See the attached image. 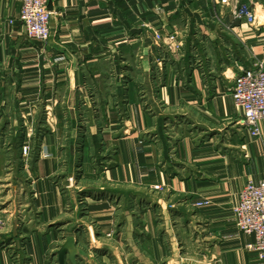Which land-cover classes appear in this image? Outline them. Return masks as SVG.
Instances as JSON below:
<instances>
[{
  "label": "crops",
  "instance_id": "0c3cea01",
  "mask_svg": "<svg viewBox=\"0 0 264 264\" xmlns=\"http://www.w3.org/2000/svg\"><path fill=\"white\" fill-rule=\"evenodd\" d=\"M241 1L252 26L214 0H53L39 43L0 0V264L69 238L76 264H264L232 213L264 180V122L231 96L264 66V0Z\"/></svg>",
  "mask_w": 264,
  "mask_h": 264
},
{
  "label": "built area",
  "instance_id": "2783aa9c",
  "mask_svg": "<svg viewBox=\"0 0 264 264\" xmlns=\"http://www.w3.org/2000/svg\"><path fill=\"white\" fill-rule=\"evenodd\" d=\"M53 0H21L19 21L25 29L26 37L32 42L46 43L50 38L52 12L49 5ZM220 7H232L234 17L252 26L256 15L252 4L241 0H214ZM155 40L163 42L172 54L182 51L183 43L177 34L164 37L156 32ZM173 47V48H172ZM231 96L236 108L244 114L245 127L251 136L262 137L261 126L264 122V66L259 63L253 70H248L234 79ZM30 147H23V155L28 156ZM209 201L196 204L203 208ZM233 217L237 229L253 242L246 249L264 260V180L258 183L248 182L240 193L238 204L233 208ZM5 227V220L0 212V230Z\"/></svg>",
  "mask_w": 264,
  "mask_h": 264
},
{
  "label": "water",
  "instance_id": "95a60500",
  "mask_svg": "<svg viewBox=\"0 0 264 264\" xmlns=\"http://www.w3.org/2000/svg\"><path fill=\"white\" fill-rule=\"evenodd\" d=\"M76 240L74 238H69L57 251L58 263L67 264V257L69 256V261L71 264H76V253H72V249L75 248ZM84 255V253H82Z\"/></svg>",
  "mask_w": 264,
  "mask_h": 264
},
{
  "label": "rangeland",
  "instance_id": "374dc122",
  "mask_svg": "<svg viewBox=\"0 0 264 264\" xmlns=\"http://www.w3.org/2000/svg\"><path fill=\"white\" fill-rule=\"evenodd\" d=\"M155 189H158V188H155Z\"/></svg>",
  "mask_w": 264,
  "mask_h": 264
}]
</instances>
